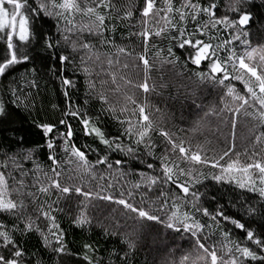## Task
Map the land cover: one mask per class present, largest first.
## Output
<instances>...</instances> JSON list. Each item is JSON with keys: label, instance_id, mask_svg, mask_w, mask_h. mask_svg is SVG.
Returning a JSON list of instances; mask_svg holds the SVG:
<instances>
[{"label": "snow or ice", "instance_id": "1", "mask_svg": "<svg viewBox=\"0 0 264 264\" xmlns=\"http://www.w3.org/2000/svg\"><path fill=\"white\" fill-rule=\"evenodd\" d=\"M256 6V0H141L139 7L133 0L122 7L116 0H0V77L32 63L41 46L54 62L49 70L65 100L58 121H34L43 143L24 148L20 138L15 141L19 150L0 152V264H43L42 257L22 246L27 235L39 237L43 250L51 252L49 259L59 258L55 264L70 260L75 253L69 251L58 219L65 212L74 227L92 228L95 221L105 235L119 238L123 247L111 253L115 260L109 264H132L140 239L151 232L161 242L187 234L191 244L178 260L165 258L162 264H264V224L257 231L227 213L228 206H238L250 222L257 217L264 221V43L253 46L249 40ZM259 6L264 7V0ZM135 12L138 30L130 35L143 46L135 56L143 72L139 82L128 75L127 58L133 52L115 39L118 25L133 27ZM40 20L52 21L55 31H38ZM151 40L168 46L160 48ZM156 63L222 93L219 106H210L188 130L190 135L181 137L153 118L161 111L149 99L157 88L149 84ZM69 71L84 78L83 107L72 99L79 89ZM35 74L33 67V78L22 77L23 86L13 78L0 89L7 93L0 96V123L11 116L12 105L26 111L35 107ZM92 100L100 106L95 114L87 108ZM105 116L116 123L115 134L101 127ZM208 117L231 129L219 151L207 139L193 144ZM241 119L245 127L252 125L250 148L238 150ZM71 120L97 147L77 146ZM42 150L46 165L38 159ZM115 153L127 160L112 159ZM136 161L152 171L124 167ZM129 175L138 179L128 181ZM206 181L241 195L225 205L208 192ZM244 194H250L247 200ZM105 206L108 214L101 220L93 213ZM233 229L245 233L244 241L231 238ZM217 233L219 238L212 240ZM83 249L86 264H105L93 245L85 243Z\"/></svg>", "mask_w": 264, "mask_h": 264}, {"label": "trees", "instance_id": "2", "mask_svg": "<svg viewBox=\"0 0 264 264\" xmlns=\"http://www.w3.org/2000/svg\"><path fill=\"white\" fill-rule=\"evenodd\" d=\"M117 4L121 7L128 2V0H116ZM133 3L140 6L141 0H133ZM256 7L252 9L254 19L250 26L249 40L252 45H258L264 43V7H260V0H256ZM222 10V9H221ZM139 20V13L135 12L132 21L130 22L133 27H129L128 24L118 25L117 31L115 32L116 43L121 46H126L127 50L133 52L131 58H127V62L130 67L128 69V75L136 81L143 80L142 67H136L138 63L135 59L136 54L141 53L143 50L140 39L136 36H131L130 32L138 30L135 25ZM53 22L48 20H40L36 24V28L40 32L48 33L54 32L55 29L52 27ZM155 42L158 47L166 49L168 46L167 41L151 40L150 44ZM177 55H180L182 50L174 49ZM155 49L149 51L148 57L150 61L153 58ZM33 55L35 60L26 66H17L15 71L7 75L6 78L0 77V89H4L9 85V82L16 78L19 83L23 86L24 80L22 77L28 76V79H32L31 69L36 68L35 79L39 84L38 89H32L35 94L33 103L35 107L31 111L24 109H17L15 105H12V114L3 123H0V152L7 151L10 147L12 150H19L15 141L23 138L22 146L24 148H35L38 144L43 143L39 130L35 127L34 121H58L61 118L60 109L65 105L64 97L61 93L59 80L49 70L54 66V62L48 58V54L43 50L41 46H37ZM195 67L190 65V68ZM71 76L78 85V91L72 92V99L74 102L80 104L83 107V100L85 97V81L83 76L73 74L71 71L67 73ZM151 79L149 84L155 83L157 85L156 93L151 94L149 99L153 105L158 107L161 111L156 114L153 118L157 119L163 127L168 130L175 132L177 135L184 137L190 135L189 129H191L193 123L204 115V112L208 111L212 105L219 106V96L222 94L220 89L213 88L210 85L199 84L195 78L189 79L186 76L180 77L175 75L171 70L170 66H161L156 63L150 73ZM163 83L166 85L164 88H160L159 85ZM15 87V85H12ZM237 86L242 88V86ZM7 93L0 92V96H6ZM142 92H137V97L142 98ZM53 105H57L56 109H53ZM199 105L200 107H197ZM99 104L92 100L87 106L90 113L95 114L99 109ZM73 128L76 132L75 143L78 147L84 148L88 145L89 148L97 147V144L91 137H86L80 130V125L76 120H71ZM205 127L203 128V134H197L193 139V144L204 143L205 139L212 142V147L217 151L225 146L224 138L229 135L231 129L220 122L216 117H208L204 121ZM101 127L112 134L117 132V125L114 121L104 117L101 120ZM251 123L245 127L244 122H238L236 129V144L238 150H242L246 145L250 148V136L249 128ZM219 128V131L217 129ZM183 129L184 131H180ZM153 139L157 142L160 141V137L154 135ZM160 149H157L159 154ZM89 158L95 160V155L88 151ZM121 158L127 160L126 157L120 156L119 153L113 154L112 159ZM39 161L46 165V151H41L38 157ZM149 162V158L145 157V163ZM124 167L129 170L136 172L152 170L146 169L145 164H141L139 161L134 164H125ZM102 171V170H101ZM125 179L128 181H135L138 179L137 176L129 175ZM208 192L215 193L221 203L229 205V201H236L240 197V193L233 192L227 186L215 185L211 181H206ZM201 191H204L201 188ZM155 195V193L153 194ZM250 194H244V199L247 200ZM53 199L55 197L53 196ZM252 204L256 203L253 199L250 201ZM77 200L75 197L72 201V206L75 207ZM209 207L214 204H209ZM227 213L235 218L241 219L242 222L246 223V226L259 231V226L264 224L259 217L255 218L254 222H250L248 215L244 209L240 207H227ZM97 218L103 219V216L108 214V208L105 206L101 211L93 213ZM0 219H3L0 216ZM59 222L61 223L62 229L65 232V242L68 245L69 251L75 253V255L69 260L65 258L64 264H86L82 260L84 249L83 245L89 243L97 249L95 255L104 260L105 264H109L110 260H115L111 255L113 251H119L123 245L120 243L119 238L114 236H107L103 233L102 229L93 222L92 228L80 229L74 227L70 221V214L60 213L58 214ZM130 223V222H129ZM229 228L232 226L229 225ZM234 235L232 239L238 241H244L245 233L240 230L233 229ZM161 237L166 235L161 226ZM219 238V234L212 237V240ZM211 243V241H210ZM22 246L27 249L28 254L35 253L37 258H43V264H55L59 259L58 257H52L50 250L45 252L40 243L39 237L36 235H27L21 239ZM165 244L168 248L165 249ZM191 244L188 240L187 234L176 235L173 239L169 237L167 240L161 242L156 238L155 232L145 234L139 241L138 250L133 258L132 264H162L165 258L168 260H178L180 255L190 250ZM123 253H121L122 255ZM171 254V255H170Z\"/></svg>", "mask_w": 264, "mask_h": 264}, {"label": "rangeland", "instance_id": "3", "mask_svg": "<svg viewBox=\"0 0 264 264\" xmlns=\"http://www.w3.org/2000/svg\"><path fill=\"white\" fill-rule=\"evenodd\" d=\"M253 46H256V45H253ZM241 121H243L242 119H241ZM252 126V125H251Z\"/></svg>", "mask_w": 264, "mask_h": 264}]
</instances>
